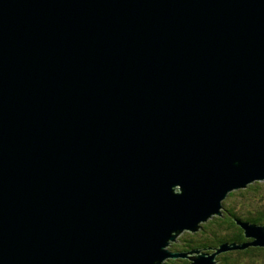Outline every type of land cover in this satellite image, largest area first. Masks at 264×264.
Here are the masks:
<instances>
[{
	"label": "water",
	"instance_id": "water-1",
	"mask_svg": "<svg viewBox=\"0 0 264 264\" xmlns=\"http://www.w3.org/2000/svg\"><path fill=\"white\" fill-rule=\"evenodd\" d=\"M264 180V0H0V264H163Z\"/></svg>",
	"mask_w": 264,
	"mask_h": 264
},
{
	"label": "trees",
	"instance_id": "trees-1",
	"mask_svg": "<svg viewBox=\"0 0 264 264\" xmlns=\"http://www.w3.org/2000/svg\"><path fill=\"white\" fill-rule=\"evenodd\" d=\"M262 181V180H260ZM259 181H254L250 183L246 188L235 189L228 193V195L223 200L224 209H222V215L214 216L208 221L201 223V229H206L209 231V234H205V241L202 245H218L224 242H236L237 244L244 243L249 241L251 238H247L244 235L243 229L238 225L236 221H249L252 223L257 224H264V206L262 207H255L254 211L242 212V210H236L233 207V204L227 203L228 197H233L235 194H242V197H246L245 191L252 189L256 190L257 188L254 187L255 183ZM264 199V194H262ZM245 201V200H244ZM248 202V200H247ZM253 206H256L255 204ZM210 229V230H209ZM192 233V237H199V233L190 232ZM179 239V237H178ZM180 240V239H179ZM181 242H173L171 244V248L183 251L185 239L180 240ZM190 241V240H189ZM196 244L195 246H198ZM264 247H256V246H249L245 249H235L231 251H227L225 253H221L219 259H221L222 264H239L240 256H257L262 257L264 259ZM236 254V256H235ZM168 262L175 263L174 260H167ZM264 262V261H263ZM181 264H187V260H182ZM171 264V263H170Z\"/></svg>",
	"mask_w": 264,
	"mask_h": 264
},
{
	"label": "rangeland",
	"instance_id": "rangeland-1",
	"mask_svg": "<svg viewBox=\"0 0 264 264\" xmlns=\"http://www.w3.org/2000/svg\"><path fill=\"white\" fill-rule=\"evenodd\" d=\"M254 187L257 188L255 191L252 189H249V190L244 192L246 197H244V196L242 197L243 193L242 194H235L233 197H228L227 203H230V204L232 203L233 207H235L236 210H242V212L254 211L255 207L259 208V207L264 206V199L262 197V194H264V180L259 181L258 183H255ZM247 200H248V202H247ZM254 204L256 206H253ZM178 237L180 240L182 238V239H185L187 241L190 240L191 242L198 238V237H192V233H190V231H184L180 235L177 236V239H178ZM179 239L177 240V242H181ZM201 239H203V238H200V240ZM172 243H173V241H171L170 245H167V247H168L169 251L175 252V250H173L174 248H171ZM202 243H204V242H202ZM202 243H200V245H198L195 249H201V251H208L210 253L215 252V249H217L219 247V245L222 244V243H220L218 245L210 246V245H202ZM226 243H233V242L227 241ZM191 250L192 249H189V250H187V252H189ZM235 256H236V254H235ZM217 259L219 261L217 260V262H215L214 264H222L221 262H223V261H221V259H219L218 255H217ZM239 260H240L239 264H263V261H264V259L262 257L250 256V255H248V256L242 255V256H240Z\"/></svg>",
	"mask_w": 264,
	"mask_h": 264
},
{
	"label": "flooded vegetation",
	"instance_id": "flooded-vegetation-1",
	"mask_svg": "<svg viewBox=\"0 0 264 264\" xmlns=\"http://www.w3.org/2000/svg\"><path fill=\"white\" fill-rule=\"evenodd\" d=\"M223 209H224V206H223ZM200 235H199V237L196 239V240H193L192 242L191 241H187V240H185V243H183V245H184V250L183 251H180V250H177V249H173V250H175L176 252H184V251H187V250H189V249H195L197 246H195L196 244H199L200 245V243H202V242H207V241H205V234H209V231H207L206 229H200L199 231H197ZM200 238H203V239H201L200 240ZM178 240V239H177ZM250 240H252V238L250 239ZM249 240V241H250ZM177 242V241H176ZM192 247V248H191ZM256 247H258V246H256ZM209 248V247H208ZM264 249V248H263ZM198 250H200L201 251V249H198ZM174 260L175 261V263L174 264H181L180 262L182 261V260H187V264H191V261L188 259V258H183V257H178V258H168V259H166L165 261H164V263L163 264H173L172 262H168L167 260ZM216 260H218L217 259V257H216ZM219 261V260H218ZM217 262V261H216ZM263 264H264V262H263Z\"/></svg>",
	"mask_w": 264,
	"mask_h": 264
}]
</instances>
